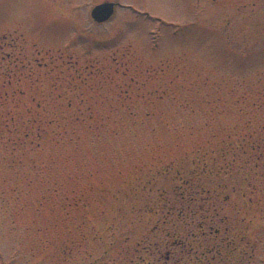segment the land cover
Wrapping results in <instances>:
<instances>
[{"label":"rangeland","instance_id":"374dc122","mask_svg":"<svg viewBox=\"0 0 264 264\" xmlns=\"http://www.w3.org/2000/svg\"><path fill=\"white\" fill-rule=\"evenodd\" d=\"M263 163L264 0H0L2 264L242 263Z\"/></svg>","mask_w":264,"mask_h":264},{"label":"flooded vegetation","instance_id":"af4514ba","mask_svg":"<svg viewBox=\"0 0 264 264\" xmlns=\"http://www.w3.org/2000/svg\"><path fill=\"white\" fill-rule=\"evenodd\" d=\"M255 149V148H254ZM254 155H256L255 153L254 154H251L250 156H249V159H248V163H246V166L248 165V167L250 166V163H251V161H258V160H260V158L259 159H256V160H253L252 159V156H254ZM263 165H264V163H263ZM260 166V164L258 163V166H257V164H256V162H255V164H254V168H258ZM238 168H240V170H241V165L239 164V167ZM255 170V169H254ZM257 173H262L263 175H264V170L262 169V167L258 170V171H256L255 170V172H254V174H257ZM245 182V186H242V187H246L248 190H246V189H244V188H242V187H239L240 188V190L238 189V188H235V187H233V192H235V191H237V190H239L243 195V197H244V200H245V198L246 199H249L248 201H245V202H248V203H255L254 201H253V198H251V196L253 195V194H256L255 192H253V191H255L254 190V188H256V186L257 185H255V183L253 184V185H251L252 183H249V181L247 180V181H244ZM263 182L262 181H260V183H259V186L260 187H262L263 186ZM264 187V186H263ZM235 189H237V190H235ZM249 192H251L252 193V195H247V193L249 194ZM224 198H226V196L224 197ZM227 200H228V198H227ZM248 203H244V204H248ZM257 203L258 204H261L262 206H264V200L263 201H259V200H257ZM262 216V215H261ZM222 218V217H221ZM223 218H224V216H223ZM252 220V221H251ZM248 224H254V221H253V219H249V222H248ZM201 229H202V231H203V227L201 226ZM205 233V231H203V234ZM210 233H213V230H211L210 231ZM217 233H221L220 232V230H217ZM225 239V238H224ZM228 239H229V242H228V245L229 246H231V245H235V238H231V235H229L228 236ZM225 241L227 242V240L225 239ZM254 246L252 247V249L251 250H249V252H246V253H242L240 250H238V248L237 247H235V248H233V249H231V252H227V254L229 255V256H233L234 257V253L235 254H237L238 255V253L240 254V252H241V254H243V256H244V260H243V262L242 263H239V264H264V255H263V253H264V251H261V250H258L256 247H255V244H253ZM193 247H191V249H192ZM192 254H194V253H192V252H190V253H188L187 255H190V257L192 256ZM246 256V257H245Z\"/></svg>","mask_w":264,"mask_h":264},{"label":"water","instance_id":"95a60500","mask_svg":"<svg viewBox=\"0 0 264 264\" xmlns=\"http://www.w3.org/2000/svg\"><path fill=\"white\" fill-rule=\"evenodd\" d=\"M116 4L113 2H105L97 5L92 10V18L98 23L109 21L115 13ZM2 264V263H0Z\"/></svg>","mask_w":264,"mask_h":264}]
</instances>
